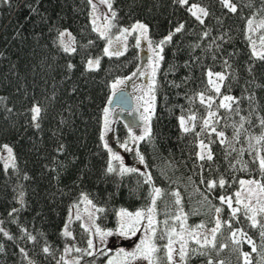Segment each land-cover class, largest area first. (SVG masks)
Masks as SVG:
<instances>
[{"label":"trees","instance_id":"obj_1","mask_svg":"<svg viewBox=\"0 0 264 264\" xmlns=\"http://www.w3.org/2000/svg\"><path fill=\"white\" fill-rule=\"evenodd\" d=\"M110 2L116 13L109 20L110 32L141 21L155 44L175 33L163 45L164 59L156 72L151 136L136 145V151L144 156L146 171L122 176L106 173L109 157L100 140L101 116L111 95V81L139 66L133 38L123 55L107 56L104 38L93 30L89 19V0H0V150L8 145L15 159V167L5 169L0 152V228L11 237L0 232V264H56L67 245L87 249L88 233L78 220L70 224L71 237L62 234L69 205L86 195L97 208L104 209L95 213L97 225L114 228L118 209L150 205L152 186L162 190L156 202L157 237L178 223L172 217L180 208L188 227H214L215 208L222 209L216 247L201 248L188 241L186 264H207L208 259L213 264H244L242 252L250 253L251 264H264L260 230L250 227L243 211L232 219L227 205L219 200L221 195L233 196L241 179L264 182L256 160L258 153L264 156V141L251 139L264 135L260 124L264 119V60L252 55L249 40L251 37L260 45L264 28L250 34L248 26L249 20L264 21V0H231L235 13L220 0H189L209 12L203 24L187 10L188 5L181 6L176 0ZM181 24L183 29L176 33ZM63 28L72 32L75 52H65L58 42ZM92 57L100 63L89 71L86 62ZM209 71L225 74L221 94L236 98L234 111L218 108L222 95L217 96L208 84ZM199 92L215 99L212 110L220 117L216 128L225 133L224 144L215 134L196 136L202 125L200 117H206L208 111L199 103ZM33 105L42 110L39 128L32 121ZM189 109L198 119L194 130L184 133L178 117L187 116ZM241 117L245 118L244 129L237 141L234 133ZM126 129L116 119L111 133L117 139H127ZM200 140L210 148L211 161L198 159ZM141 173L151 175V185ZM202 177L205 181L223 177L226 185L208 190ZM173 192L180 194L179 206ZM224 221L251 236L257 251L252 252L245 238L234 244ZM29 234L35 240H29ZM164 240L156 243L162 246ZM45 246L50 249L47 254ZM202 251L207 255H200ZM75 253L79 264H101L103 257Z\"/></svg>","mask_w":264,"mask_h":264},{"label":"snow or ice","instance_id":"obj_2","mask_svg":"<svg viewBox=\"0 0 264 264\" xmlns=\"http://www.w3.org/2000/svg\"><path fill=\"white\" fill-rule=\"evenodd\" d=\"M5 2H8V0H5ZM181 6L189 5V0H176ZM89 3H92V0H89ZM101 3L107 4V7L111 10L112 4L110 0H101ZM220 3L223 5L224 8L228 9L229 11L235 13L237 11L236 5L231 2V0H220ZM93 8H95V5H93ZM192 16H194L201 24L204 23L203 17H207L209 15V12L204 7H201L197 4H191L188 6L187 9ZM116 13L112 12V18H115ZM253 21H248L249 31L252 32L254 29L252 28ZM112 27L111 23L109 22L107 25H105V30L101 31L100 29L94 28V31H99L101 38H107V31ZM184 25H179L175 32L178 33L183 29ZM257 28H264V21H261L259 25H257ZM139 30L140 35L147 39V32L148 28L146 25L137 22L132 26V29H122L120 32V35L116 38L117 41H126L127 36L131 35L132 32H135ZM175 33H170L168 36L164 37L159 44L156 45L155 48H151L152 51V57L150 58V64L149 67L151 68V74L149 77V83L147 86V91L145 92V96L148 97L147 100H145V107H144V114H142L141 119L145 123V131L144 135L136 136L133 135L131 132V127H129V138L132 141H139L144 140L146 138H149L151 136V129L149 127V121L152 118V114L154 112L155 107V91H156V72L159 69L160 62L164 59L163 55L161 53L163 52V45L171 41L172 36ZM65 35H68L71 37L70 33L67 32H60L59 38L60 43L63 45V50L65 52H75L76 49L71 47L70 44H65L63 41V37ZM204 35H208L207 32L204 33ZM249 40L252 44V55L258 59L264 60V34H261L259 36V43L262 46L261 50L258 51L256 47V41L251 40V37H249ZM140 38L137 37V46H139ZM112 40L108 39V47L104 48V54L107 56H121L124 53L120 51L119 49H116L114 51H110V48L112 47ZM149 44L151 45V41H149ZM99 59H89L87 61V70L92 71L99 67ZM227 64V62L225 61ZM72 65H69V68H71ZM133 76L136 75L134 72L132 74ZM143 75V73H141ZM208 75V84L211 85L212 90L217 94V96H221V85L223 81L226 79L224 73H213L209 71L207 73ZM214 77V78H213ZM126 79L131 80V77H127ZM124 79H116L114 80L110 87L112 90V94L108 99V104L112 103V97H115L118 92H121V85L124 84ZM199 103L201 105H205L208 109L207 116L206 117H200L202 119V125L200 127V132L196 133V136L199 137L201 133L208 132L209 135L215 134V136L220 140L221 144L225 143L224 137L225 133L223 131H217L216 125L220 122V117L218 116L217 111H213V104L215 103L214 97L211 95H206L205 92H199L197 93ZM188 98V97H186ZM190 99V98H188ZM120 103H123V97L120 98ZM236 102V98L230 95H222V99H220L218 108H223L229 111H234L233 104ZM41 108L37 105H33L31 108L32 113V121L34 122L35 127L39 128L40 125L38 123V119L41 114ZM237 114H239L238 110H235ZM104 112V131L100 135V140H105V133L109 131V115H110V109L108 107H105L103 109ZM189 114L187 116L180 115L178 117L179 126L184 133H188L194 130L196 124L195 122L198 119V116L196 112H193L191 109L188 110ZM245 120L244 117H241V123L239 127L236 128L234 133V139L239 141L241 130L244 129V123ZM260 124L262 127H264V119L260 120ZM251 139H255L257 143H260L261 141H264V135H261L260 137H251ZM251 146V145H250ZM61 149L63 146H60ZM104 147L107 149L109 154V160L107 162L106 167V173L107 174H118V175H124L127 172H136L139 171L136 168H127L124 166V161L122 157L119 155L118 152L113 151L111 147H109L108 143H104ZM120 147L123 148L125 151H131L132 149H129L128 143L124 142L120 144ZM3 148L8 153V160L4 163V168L7 169L8 167H15V159L12 156V148L8 145H3ZM199 148L200 152L197 154L199 160H204L207 158L209 161L212 160L213 156L211 153L210 148L207 144H205L204 140L199 141ZM207 150V151H206ZM233 151L235 149L233 148ZM136 155L139 157V162L141 164L145 163L144 156L140 154L138 151L136 152ZM256 160L258 161L259 170L264 177V156L257 154ZM114 162H118V170L117 165L114 164ZM142 175H146L144 173H141ZM27 178V177H25ZM145 183L151 185L152 183V177L151 175H146ZM201 183H206L208 190H212L219 186L220 188H224L226 185V180L223 177H220L218 180H212L209 179L205 181V179L201 178ZM239 184L242 188L245 189V191L248 193L247 200L248 202L245 203L241 199V192L237 191L235 195V200H233L232 196H224L221 195L219 197V200L221 204H226L227 208L230 210V216L232 219L237 218V214L241 213L243 211L244 217L247 221L250 222V227L252 228H258L260 237L262 240H264V182L261 180L256 179H249V180H243L241 179L239 181ZM247 186V187H245ZM254 186V187H253ZM22 195V194H21ZM162 195V190L158 187L152 186V190L150 192V198L151 203L149 206H147L145 209L137 210L135 212H130L124 208H121L117 213V228L115 230L113 229H102L98 225H96L95 220L92 221V227L95 228V232L93 234L95 241H98V243L94 242L93 238L88 239L87 241V249H81V248H75L76 252L83 253L84 255L94 257L97 254L103 255L106 257V264H133V262H136V264H143V262H146V264H159L160 257L157 255L161 250L164 251V256L166 258V264H186L187 259L189 258V247H188V241L184 238V233L188 232L189 236H192L195 240V243L198 244L201 248H215L216 247V239L217 234L220 232L222 227V222L219 218V214L221 213L222 209L220 207L215 208V212L217 213V218L215 220V226L211 229H209V232L211 234V239H209L207 236L203 237V240L201 241L200 238H197L193 235L192 232L188 231V229L185 227V220L187 219L186 215L183 214V209L180 208V211L176 213L172 219L176 222H179V228L180 231L178 232L175 227L169 228L164 235H160L157 237V224L158 221L156 220L157 215V208H156V202L157 199ZM172 195L175 197V204L180 205L181 204V198L179 192H173ZM83 196V194H82ZM255 197L256 203H252V199ZM83 199L87 202L88 205H91L92 207L96 208L97 212H103V208H97L92 200L88 199L87 196H83ZM237 205L234 207L233 205ZM18 211L17 209H12V212ZM9 215H12V213H9ZM89 216H92V213H89ZM76 219H80L79 213H77ZM69 220H71V213L69 215ZM167 223V221H165ZM224 225H227L228 229L231 232V238L234 244L239 245L242 238H245V242L249 245H251L252 252L257 251V246L255 242L253 241L251 236H248L246 232H244L243 229H233L232 223L230 221H224ZM81 227H85V225H81ZM197 228H203L204 225L200 224L196 226ZM141 229L144 230L143 236L139 239V242L136 243L135 248L132 251H125L123 248L119 249L117 251V257H120L121 259L119 261L116 260L115 257H108V252L111 251V249L107 248V238L119 235L122 237H131L136 236L137 232L141 231ZM23 231L26 232V229H23ZM85 231H91V229L85 227ZM0 232H3L5 236H8L9 239L11 237L8 235L7 232H4L2 228H0ZM63 236L65 237H71L72 233L68 230L67 224L65 225V228L63 230ZM165 236L167 237V243L161 245H158L156 243V240H164ZM173 237H176V239H173ZM29 240H35V237L28 235ZM179 244V248L175 247L176 244ZM2 247V246H0ZM224 247V245H221V248ZM23 252V249H21ZM44 253H49L50 249L49 247L45 246L43 248ZM65 253H69L72 251V248L65 247L64 249ZM195 251V249L191 250ZM200 255H207V252H200ZM241 255L244 259V264H251L250 260V253L248 252H242ZM178 257V259H177ZM61 261H64V264H68V261L64 259L63 256L60 258ZM57 264H60V261L57 262ZM74 264H79V259L74 261ZM207 264H213L212 259H208Z\"/></svg>","mask_w":264,"mask_h":264},{"label":"rangeland","instance_id":"obj_3","mask_svg":"<svg viewBox=\"0 0 264 264\" xmlns=\"http://www.w3.org/2000/svg\"><path fill=\"white\" fill-rule=\"evenodd\" d=\"M194 4V3H190L189 5ZM93 5H95V8H93ZM188 5V6H189ZM198 5V4H197ZM89 7V19L91 22V25L94 28L100 29L101 31L105 30V25H107L109 23L110 17L112 16V9L110 10L107 7V4L105 3H101V0H92V3H90ZM200 6V5H199ZM137 22L144 24L141 21H135L132 24H130L129 26H125L121 29H119L116 32H110L109 29L107 31V38H104V46L108 47V39L112 40V47L110 48V51H114L116 49H119L120 51H123L125 49L126 46H128V42L130 41L131 38H133V41L136 43L137 45V37L140 38L139 41V46H137L138 51H139V66H137L133 71L126 73L124 75H120L117 76L116 78H114L111 83L116 80V79H124V84L121 85V89H125L130 97H131V101H132V105L129 109H122L119 110L118 105H116L115 107L111 108L108 105L106 107H108L110 109V115H109V131H107L105 133V140L102 141V144L104 146V143L107 142L109 147H111L113 149V151L118 152L119 155L122 157L123 161H124V166L125 167H135L136 169H138L140 172H145L146 168L144 166V164H141L139 162V157L136 155V145H137V141H132L129 138V127H131V132L133 135L136 136H141L144 135V131H145V123L144 121L141 119L142 114H144V107H145V100L148 99L147 96H145V92L147 91V86L149 83V77L151 74V68L149 67L150 64V58L152 57V51L151 48H155L157 44L151 42V45L149 44V41H151L148 37V32H147V39H144L141 35L139 30L132 32L131 35L127 36V40L126 41H117V37L120 35V32L122 29H132V26L134 24H136ZM259 22H253L252 24V28L254 29V31L250 32V34L256 33L259 29L261 28H257V25H259ZM146 25V24H144ZM60 32H67L71 34V37H69L68 35H65L63 37V41L65 44H70V46L72 47V32L69 29H62L59 31ZM99 33V31H97ZM59 33L57 35V37L59 38ZM100 34V33H99ZM58 42L60 43V38L58 39ZM61 44V43H60ZM63 47V45H61ZM257 50L260 51L262 46H260L259 44H256ZM104 50V48H103ZM104 53V51H103ZM162 55V54H161ZM92 60L97 59V57H92L89 58ZM88 59V60H89ZM87 60V61H88ZM86 66H87V62H86ZM136 73L135 76H133V73ZM141 73H143V75H141ZM213 73H219V72H213ZM221 73V72H220ZM127 77H131V80L126 79ZM214 78V77H213ZM207 79H208V75H207ZM110 83V85H111ZM110 92L112 94V90L110 88ZM156 96V95H155ZM222 99V98H221ZM207 116V115H206ZM116 119H120L121 122L124 123L125 127L127 128V133H128V138H124V139H117L115 137V135H112V128L114 125V122ZM104 131V112L101 116V133ZM127 142L128 143V147L129 149H132L131 151H125L123 148L120 147V144ZM199 145V142H198ZM207 151V150H206ZM1 155L4 157L5 160H1L4 166V163L6 160H8V153L7 151L3 148L0 150ZM108 152V151H107ZM200 152V148L198 146V153ZM109 157V154H108ZM114 164L117 165V170H118V162H114ZM244 180H249V179H244ZM247 187V186H245ZM254 187V186H253ZM237 191L241 192V199L247 203V196L248 193L245 191L244 188L241 187V185H239V187L234 191L233 193V200H235V193ZM83 196H86L83 194ZM83 196L81 195V197L79 198V200L77 202L72 203L71 205H69L68 210H67V214L65 216L63 225H62V229L64 230L65 225L67 224L68 226V230L70 227V224H72L71 222H73V220H77L76 216L77 213H79L80 215V219L78 220L79 223H81V225H85V227L91 229V231H87L88 233V239L93 238L94 242L98 243V241H95V238L93 236L94 232H95V228L92 227V221L93 219L95 220V213H96V208L92 207L91 205H88L87 202L83 199ZM89 199V198H88ZM252 203L255 204L256 200L255 197H253L252 199ZM234 207L236 206L235 203L233 205ZM146 208V207H145ZM143 208V209H145ZM121 209V208H120ZM118 209L117 212L120 210ZM127 210V209H126ZM141 210V209H138ZM130 212H135L137 210H128ZM71 213V220H69V215ZM89 213H92V216H89ZM118 220V218H117ZM156 220H158L156 218ZM96 225L97 222L95 221ZM84 227V228H85ZM100 227V226H99ZM175 227L177 229V231H180L179 228V222L178 223H174L171 226H168L167 230L169 228ZM188 231L192 232L194 236H196L197 238H200L201 241L203 240L204 236H207L209 239H211V234L209 232V229L213 228V227H206L204 226L203 228H197L195 227H188L185 226ZM102 229H113L115 230L117 228V224L115 225L114 228H104V227H100ZM166 230V231H167ZM70 231V230H69ZM165 231V233H166ZM144 234V230L141 229V231L137 232L136 236H131V237H122L119 235H114L111 237L107 238V248L111 249V251L108 252V257H115L117 261H119L121 258L117 257V251L121 248H123L125 251H132L135 248L136 243L139 242V239L143 236ZM184 238L187 241H195L193 239L192 236L188 235V232L184 233ZM165 239L163 244L167 243V237L165 236ZM173 239H176V237H173ZM65 247H69L72 248V251L69 253H65V251L63 250L62 256L64 257L65 260L68 261V264L74 259H76L75 256V248L76 246H74V244H70L67 245ZM175 247L179 248V244L177 243L175 245ZM65 249V248H64ZM99 256H103L98 254ZM160 257V256H159ZM61 258V257H60ZM160 262L159 264H166V258L164 256V253L162 254V256L160 257ZM178 259V257H177ZM101 264H106V257L103 256L102 257V261L100 262ZM57 264V263H56ZM60 264H64V261H60ZM133 264H136V262H133ZM143 264H146V262H143Z\"/></svg>","mask_w":264,"mask_h":264},{"label":"water","instance_id":"obj_4","mask_svg":"<svg viewBox=\"0 0 264 264\" xmlns=\"http://www.w3.org/2000/svg\"><path fill=\"white\" fill-rule=\"evenodd\" d=\"M121 96L123 97V103L119 102ZM108 105H109V107H111L113 105H118V106L122 107L123 109H129L132 105L131 97L125 89H122V91L118 92L115 97H112V103L108 104Z\"/></svg>","mask_w":264,"mask_h":264},{"label":"flooded vegetation","instance_id":"obj_5","mask_svg":"<svg viewBox=\"0 0 264 264\" xmlns=\"http://www.w3.org/2000/svg\"><path fill=\"white\" fill-rule=\"evenodd\" d=\"M114 109V108H113ZM119 110H122L121 108H119Z\"/></svg>","mask_w":264,"mask_h":264}]
</instances>
